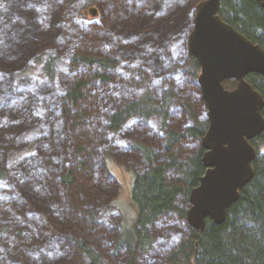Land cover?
Masks as SVG:
<instances>
[{
  "label": "trees",
  "instance_id": "obj_1",
  "mask_svg": "<svg viewBox=\"0 0 264 264\" xmlns=\"http://www.w3.org/2000/svg\"><path fill=\"white\" fill-rule=\"evenodd\" d=\"M200 1L0 0V148L21 146L25 130L39 133L23 141L27 156L0 167V264H264V131L251 140L254 175L225 221L207 219L198 231L186 219L205 173L208 127L202 98L179 95L200 72L187 50ZM89 4L100 6L101 21L64 30ZM218 14L264 44V8L255 0H221ZM60 39L75 44L76 73L47 109L34 89L18 92L12 81L18 69L26 76L37 47ZM33 60L54 81L58 57ZM246 80L264 98V77ZM111 156L133 160L134 170L120 165L134 176L132 237L100 207L113 192L100 161Z\"/></svg>",
  "mask_w": 264,
  "mask_h": 264
},
{
  "label": "water",
  "instance_id": "obj_2",
  "mask_svg": "<svg viewBox=\"0 0 264 264\" xmlns=\"http://www.w3.org/2000/svg\"><path fill=\"white\" fill-rule=\"evenodd\" d=\"M221 0H202L195 7L187 50L200 69L197 82L207 111L201 140L205 173L189 196V225L202 231L206 220L220 225L240 191L251 181L256 150L251 140L264 131V98L246 77H264V44L251 42L219 16ZM264 8V0H255ZM89 15L96 16L90 9ZM235 87L226 89L224 82Z\"/></svg>",
  "mask_w": 264,
  "mask_h": 264
},
{
  "label": "rangeland",
  "instance_id": "obj_3",
  "mask_svg": "<svg viewBox=\"0 0 264 264\" xmlns=\"http://www.w3.org/2000/svg\"><path fill=\"white\" fill-rule=\"evenodd\" d=\"M199 0H196V2ZM101 2V0H100ZM99 2V3H100ZM77 4L76 2H74ZM194 4V3H193ZM93 9L95 11L96 16L91 17L89 15V10ZM76 11V10H75ZM102 9L98 5H87L84 7V9L80 10L77 9V12H74L72 17L70 18L69 23L64 24V30H68L69 27H80V25L88 24V23H99L102 18ZM65 37V36H64ZM103 47L106 50H109L112 45H113V40L107 41L105 40L103 42ZM50 44V45H49ZM48 44L49 47H37L34 56L29 58V62L27 63L28 67V72L26 76H20V69L14 72L13 76V85L14 89L18 92L22 89L24 91H31L34 89V95L37 98L43 99V102L46 106L47 109L49 107L51 108V101H52V96L56 94H59L61 92L62 87L66 85V83L69 81L71 76H73L76 71L71 69V62L69 60L70 58V53L71 49L74 48L75 44H63V39H60V41L57 42H50ZM42 47L41 51L40 48ZM61 47V48H60ZM53 54L58 57L57 61V67H56V77L54 81H48L42 76L41 70H40V64H37L34 62V57L38 56L39 54ZM26 65V64H25ZM25 68V67H23ZM18 80V81H15ZM194 86L192 87L191 91H181L179 92V95L182 97H187L189 94L191 96L192 101L197 100L198 98H201V92L199 85H197V79H194ZM141 92L139 91V94ZM58 99V98H57ZM202 108L204 113H207L206 109L204 108V105L202 104ZM7 110L5 109L3 111L6 112ZM177 114H174V118H176ZM9 116V115H8ZM4 123V122H3ZM31 128V127H28ZM25 130V129H24ZM34 128L31 130H25L21 133L18 137L19 143H21V146L18 145L17 147H8V148H0V167L5 168V169H10L13 167V163H17L18 159L20 157L27 156L29 153H27V147L26 143L23 142L24 140L28 141L34 137H38L39 133L35 131ZM23 142V143H22ZM18 143V144H19ZM18 154L16 155V152ZM123 150V149H122ZM120 157V155H118ZM101 164L104 168V170L107 172L108 176L111 178V185L113 188V192H111V196L107 197L106 200H103V203L100 205L101 209L104 211L106 215V220L107 222L109 221V224H119V222H122V227L124 230V234L127 237H132L134 234V228L133 224L135 221V217L137 214V207L132 203L131 199V193H132V186L134 182V176L130 171H127L126 169H123L120 167L122 165L121 163L126 165V168L128 169H133L134 166L132 165L133 160L130 162L129 156L124 158H120V164L113 156L109 157V159H102ZM113 193H115V199H114V206L113 209H108L106 210V207L104 204L107 200L109 201L110 198L113 197ZM112 200V199H111Z\"/></svg>",
  "mask_w": 264,
  "mask_h": 264
},
{
  "label": "flooded vegetation",
  "instance_id": "obj_4",
  "mask_svg": "<svg viewBox=\"0 0 264 264\" xmlns=\"http://www.w3.org/2000/svg\"><path fill=\"white\" fill-rule=\"evenodd\" d=\"M194 16H195V13H194ZM193 20H194V17H193ZM192 24H193V22H192ZM193 28V27H192ZM191 32V31H190ZM251 142V141H250Z\"/></svg>",
  "mask_w": 264,
  "mask_h": 264
}]
</instances>
